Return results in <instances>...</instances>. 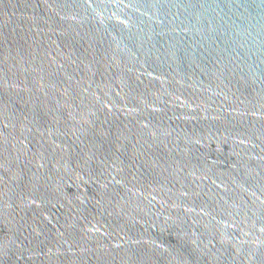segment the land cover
<instances>
[{
	"label": "water",
	"instance_id": "water-1",
	"mask_svg": "<svg viewBox=\"0 0 264 264\" xmlns=\"http://www.w3.org/2000/svg\"><path fill=\"white\" fill-rule=\"evenodd\" d=\"M0 264H264V0H0Z\"/></svg>",
	"mask_w": 264,
	"mask_h": 264
}]
</instances>
